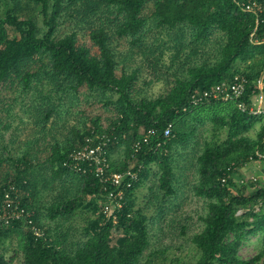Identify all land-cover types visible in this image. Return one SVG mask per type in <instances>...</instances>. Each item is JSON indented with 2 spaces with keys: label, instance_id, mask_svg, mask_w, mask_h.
Returning a JSON list of instances; mask_svg holds the SVG:
<instances>
[{
  "label": "trees",
  "instance_id": "obj_1",
  "mask_svg": "<svg viewBox=\"0 0 264 264\" xmlns=\"http://www.w3.org/2000/svg\"><path fill=\"white\" fill-rule=\"evenodd\" d=\"M247 1L0 0V196L5 188H18L43 233L37 238L24 222L0 228V264H15L19 253L22 264H182L166 257L168 247L149 251V215L187 236L197 257L193 264H264V180L240 173L260 162L258 153L264 156V117L242 113L237 101L192 104L194 96L245 76L242 101L249 110L264 71V23L257 27L256 17L244 11L240 2ZM69 21L86 30L89 45L76 31L60 37ZM121 41L130 57L141 59L150 84L165 83L161 96L143 95L141 69L129 73L127 56L113 49ZM82 98L95 99L92 104L109 116L57 138L62 116L70 115V105L81 109ZM25 102L28 123L21 122L36 130L24 151L13 154L4 142L14 130L16 106ZM206 121L213 124L209 138L198 136L197 124ZM96 135L110 139L108 176L138 173L123 188L124 207L111 219L103 203L117 189L87 166L77 171L67 165L70 154ZM41 166L59 182L48 214L38 207L33 181ZM150 179L144 204L136 208L137 192ZM185 187L205 203L202 226L192 235L175 221ZM77 216H85L79 240L72 225ZM252 236L260 238L262 250L244 260L239 253ZM14 237L19 251L7 258L3 247Z\"/></svg>",
  "mask_w": 264,
  "mask_h": 264
},
{
  "label": "rangeland",
  "instance_id": "obj_2",
  "mask_svg": "<svg viewBox=\"0 0 264 264\" xmlns=\"http://www.w3.org/2000/svg\"><path fill=\"white\" fill-rule=\"evenodd\" d=\"M1 11L2 8L0 9V13ZM81 28L82 27L76 28L75 24L72 21L63 23L60 29V37H64L76 31L78 33V38L82 42H85L86 45H89L84 35L86 30ZM113 49L117 54L122 55L123 57L127 56L126 58L128 59V61L124 66L129 73H131L133 70L141 69L138 87L143 88V95H145L147 98L154 99L164 93L165 83L162 82L150 84L152 77L148 72L144 71L141 59L137 55L133 57L129 56L130 48L125 41L114 44ZM163 78L166 80L165 71H163ZM148 84L150 85L146 87V85ZM94 100L95 99L86 100L85 98H82L81 101L83 102L78 105L81 107V109L79 110H77L75 105H70L69 103L66 104L67 107L70 105V108H72L73 110L71 111L70 115L65 114L62 116L64 121H60V125L58 128L59 133L56 134L57 138L63 139L62 134L69 135L70 132L74 129H82L84 122L89 119H95L97 116L101 115L102 119L105 121V119L109 116V112L102 109L99 110L101 106H94L92 104ZM27 108V102H25L24 104L18 103L15 112L17 118L15 119L16 123H14V130L11 131L12 135L11 133H9L5 138L4 144L10 147L13 154H18L20 151H24L26 143L32 139L36 130L34 125H23L21 122V119H23L25 122L28 121V116L25 115ZM83 111H85V113L81 114ZM65 124L66 126L64 127ZM197 127L198 136L200 134H204L206 138H209V131H211L213 128V124L210 121H206L203 126L198 123ZM48 137H50L51 139V135H49ZM181 165L184 166V164ZM33 181H35L37 184L36 190L38 193V207L41 210L42 214H48L49 212L46 207L50 203H52L53 199L59 194V182H53L51 171L47 166H41L36 170ZM152 184L153 182L150 179L145 186L138 190L136 208L143 206L145 197L148 194V187ZM180 184L183 187L184 181L181 180ZM179 196L180 197L178 198L177 205H179L180 208L176 214L175 221L188 225L191 231H189V235H192L194 231L198 232L200 227L202 226L200 219L205 215V203L204 201L195 198L189 187H185L183 189L181 188V194H179ZM149 216L151 217L149 226L151 227L152 232V244L149 251L162 250L168 247L169 252L167 253L166 257H168L169 259H180L182 261V264H193L196 261L197 257L192 253L190 244L187 243V236L181 237L178 233V230L174 226H165L163 224H160L159 222H155L154 219H152V215ZM84 218L85 216H77L72 221V225L75 228V240H79V238H82L80 229L85 225ZM45 220L48 225L50 223V220H48V218H45ZM18 247L19 241L16 237L8 241L3 247V250L6 252V257L10 258L14 256V251H19ZM261 250L262 242L260 238L258 236H252L245 241V244L240 250L239 254L242 259L246 260L256 256ZM15 264H22V255L20 253L17 260L15 261Z\"/></svg>",
  "mask_w": 264,
  "mask_h": 264
},
{
  "label": "built area",
  "instance_id": "obj_3",
  "mask_svg": "<svg viewBox=\"0 0 264 264\" xmlns=\"http://www.w3.org/2000/svg\"><path fill=\"white\" fill-rule=\"evenodd\" d=\"M238 1V0H235ZM246 13L254 15L256 17V25L264 23V0H248L246 3L240 2ZM260 83L264 82V71L260 78ZM249 86V81L245 76H236L231 84L223 83L218 85L214 90L207 91L202 95H197L192 98V104L198 106L205 103L210 99H223L225 102L237 101L238 109L242 113H249L252 116H264V110L258 108H247L242 101L245 97ZM262 99V97H260ZM172 133V126H169L165 130V137H170ZM110 142L105 136L100 137L96 135L94 138H87L84 147L79 151H74L70 154L67 165L73 167L77 171H84L82 166H87L95 172L99 180L104 184H110L117 189V193L114 195L110 193L107 199L104 201L103 213L107 219L115 218V212L121 210L124 207V192L123 188L130 187L129 181H136L138 179V173L126 172L119 173L113 176H108L107 170L109 169V161L107 158V146ZM148 142V137L144 140ZM141 149V142L135 146V151L138 152ZM260 162L264 163V156L257 154ZM252 181H257L258 178L251 177ZM243 183V182H241ZM24 222L30 226L31 231L37 238H42L43 233L37 228L32 221V215L22 204V199L18 188L11 186L5 188L0 196V228L10 227L16 223Z\"/></svg>",
  "mask_w": 264,
  "mask_h": 264
},
{
  "label": "crops",
  "instance_id": "obj_4",
  "mask_svg": "<svg viewBox=\"0 0 264 264\" xmlns=\"http://www.w3.org/2000/svg\"><path fill=\"white\" fill-rule=\"evenodd\" d=\"M260 78V77H259ZM262 97V99H260ZM250 109H262L264 110V82L260 83L259 79L256 83V92L250 98ZM264 117V116H263ZM259 130V127L256 128ZM254 136V135H253ZM240 173L245 179H250L251 177H256L259 180H264V163L256 162L253 164L248 165L247 167L243 168ZM238 177V176H237Z\"/></svg>",
  "mask_w": 264,
  "mask_h": 264
}]
</instances>
